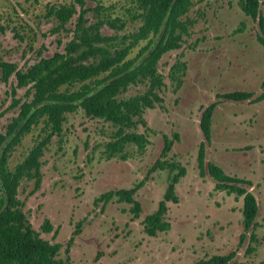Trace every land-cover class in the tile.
Masks as SVG:
<instances>
[{"label": "rangeland", "instance_id": "obj_1", "mask_svg": "<svg viewBox=\"0 0 264 264\" xmlns=\"http://www.w3.org/2000/svg\"><path fill=\"white\" fill-rule=\"evenodd\" d=\"M73 1L0 0V60L23 70L38 50L44 48L46 56L59 50L74 33L47 12ZM84 1L98 5L96 18L103 22L100 37L105 39L99 46L110 50L130 46L131 35L142 25L141 11L132 0ZM260 12L264 17V0ZM180 21L187 31L181 34L180 47L164 53L157 63L163 86L156 93L161 101L143 110V123L123 128V133L143 134V146L129 141L111 151L108 143L115 139L118 126L88 117L79 108L65 114L60 134L44 149L39 188L33 179L20 181L17 198L33 229L61 244L57 264H192L230 253L235 256L228 264H264V99L252 103L216 97L232 91L256 97L263 91L264 46L256 39L257 24L241 11L239 0H191ZM145 44L139 41L130 48L125 60L133 59ZM78 87L63 85L59 90ZM149 89V79H141L116 97L127 100ZM8 90L9 83L0 80V111L6 112L0 118L1 131L16 114V109H8ZM22 95L20 90L17 97ZM214 101L219 105L212 117L210 143L204 146L205 161L249 182L243 186L258 205L254 241L244 228L243 197L216 190L197 164L201 112ZM42 128L40 122L22 137L9 155L10 169L44 135ZM167 140L172 145L163 153ZM156 160L178 163L185 175L175 185L178 201L166 202L163 220L170 228L149 236L144 217L155 212L173 174L168 166L150 172ZM131 188L136 190L137 215L131 204L116 196L101 198ZM45 220L53 231L41 230Z\"/></svg>", "mask_w": 264, "mask_h": 264}, {"label": "trees", "instance_id": "obj_2", "mask_svg": "<svg viewBox=\"0 0 264 264\" xmlns=\"http://www.w3.org/2000/svg\"><path fill=\"white\" fill-rule=\"evenodd\" d=\"M132 1L141 11L142 25L131 35L130 46L113 50L99 46L98 44L105 39L100 37L103 22L96 18L98 5L87 6L84 0H74L67 5L52 6L47 12L59 21L62 28L69 25L68 29L74 33V37L59 50L49 56L43 55L44 48L38 50L34 60L23 70L12 62L0 60V80L4 84L9 83L8 94L11 103L8 109H16V114L7 123L4 131L0 130V148L25 120L18 132L5 145L4 150L0 151V264H57L56 256L61 244L42 238L39 232L33 229L23 212L22 202L17 198V189L23 178L33 179L35 188H39L40 158L51 138L60 134L66 113L81 108L88 117L99 118L118 126L115 139L108 143L111 151L120 150L123 144L129 141L140 146L145 143L143 134L123 133V128L131 127L135 122L143 123V110L146 107L152 108L154 102L161 101L156 93V90L163 86L157 71V63L164 53L180 47L181 34L187 33L180 17L188 10L191 0ZM240 4L247 15L258 21L261 33L258 38L264 43V17L259 11V0H241ZM72 18L74 21L70 23ZM159 35L161 37L157 41ZM139 41H146V44L133 59L125 60L130 48ZM57 44L61 46V41L58 40ZM137 62L139 64L134 67ZM172 69L179 70L176 66H172ZM102 73H106L103 79L94 80L93 85L88 83ZM141 79L150 81V89L146 94L127 100L117 99L116 96L121 90ZM75 84L79 85L77 89L59 90L63 85L72 87ZM20 90L23 91V95L17 97ZM249 95L247 92L235 91L224 96L240 100ZM262 98L264 92L256 100ZM215 105L212 103L205 107L200 117L199 125L206 143L210 139L211 117ZM34 106L37 108L30 113ZM5 113V110L0 111V118ZM40 122L43 123L44 135L40 136L22 162L10 169L8 166L10 153L20 143L22 137ZM164 142L163 153L172 145L168 140ZM197 164L201 174L207 173L214 180L216 190H224L229 194L234 193L243 197L244 228L249 231L250 240L254 241L258 205L254 195L242 186L248 182L227 175L213 163H205L204 143L199 146ZM166 166L173 174L169 177V183L156 211L144 218V230L149 236L170 228V224L163 220L167 211L166 202L178 201L175 185L185 175L184 168L179 167L178 163L160 160H156L149 171L164 169ZM176 169L178 171L174 172ZM134 192L135 188L110 191L101 198L108 200L116 196L120 201L129 202L132 204L131 210L137 215L139 204L133 199ZM41 230L51 232L54 228L45 220ZM244 236H241V240ZM234 256L235 253L213 255L192 264H228Z\"/></svg>", "mask_w": 264, "mask_h": 264}, {"label": "flooded vegetation", "instance_id": "obj_3", "mask_svg": "<svg viewBox=\"0 0 264 264\" xmlns=\"http://www.w3.org/2000/svg\"><path fill=\"white\" fill-rule=\"evenodd\" d=\"M240 1L241 0H239V6H240V8H241V11L246 15V16H249V15H247L244 11H243V9H242V7H241V4H240ZM259 3H260V0H259ZM259 11H260V5H259ZM261 13V12H260ZM250 17V16H249ZM255 22H256V24H257V27H258V32H257V34H256V39H257V41L261 44V45H263L264 46V43L263 42H261L260 40H259V35L261 34L260 33V29H259V25H258V21L257 20H254ZM262 85L264 86V80H263V82H262ZM232 92H235V91H232ZM232 92H224V93H221V94H216V97L217 98H219V99H222V100H226V101H230V102H243V101H246V100H250L252 103H256V102H258V101H261V100H263L264 98H262V99H260V100H256L263 92H264V89H263V91L258 95V96H256V97H254L253 96V94H251V93H249V92H247V93H249L250 95L248 96V97H246V98H244V99H240V100H233V99H229V98H226L224 95L225 94H228V93H232ZM242 92H246V91H242ZM212 103H215L216 105H215V107H214V109H213V113H214V110H215V108L219 105V102L218 101H214V102H212ZM212 103H210L209 105H211ZM209 105H207V106H209ZM206 106V107H207ZM203 110H204V108H203ZM203 110H202V112H203ZM202 112H201V114H202ZM213 113H212V117H213ZM201 117V116H200ZM212 117H211V124H212ZM199 122H200V120H199ZM199 128H200V125H199ZM200 132H201V129H200ZM201 135H202V132H201ZM210 139H211V126H210ZM210 139H209V142H205V139H204V137H203V135H202V140H201V142H200V144L201 143H204V146L206 147V144H208L209 145V143H210ZM200 144H199V146H200ZM204 152H205V149H204ZM205 163H208V161H205ZM210 163H212V162H210ZM153 165V164H152ZM151 165V166H152ZM216 165V164H215ZM217 166V165H216ZM219 167V166H218ZM225 173V172H224ZM205 175H208L207 173H205ZM228 175V174H227ZM209 176V175H208ZM230 176V175H229ZM210 177V176H209ZM231 177H235V176H231ZM211 178V177H210ZM236 178H238V177H236ZM239 179H242V178H239ZM211 180L214 182V180L211 178ZM243 180H245V179H243ZM246 182H248L247 180H245ZM177 184V183H176ZM215 184V183H214ZM247 184H249V182L247 183ZM247 184H243V185H247ZM242 185V186H243ZM244 187V186H243ZM245 188V187H244ZM131 189H133V188H131ZM246 190H247V188H245ZM127 190V189H126ZM135 192H136V190H135ZM135 192H134V194H135ZM252 193V192H251ZM134 194H133V199L135 200V198H134ZM136 201V200H135ZM123 202H125V201H123ZM137 202V201H136ZM126 203H129V202H126ZM159 203V202H158ZM129 204H131V203H129ZM167 205V204H166ZM131 206H132V204H131ZM158 207V206H157ZM132 208V207H131ZM156 211V210H155ZM148 215V214H147ZM145 218V217H144ZM157 234V233H156Z\"/></svg>", "mask_w": 264, "mask_h": 264}, {"label": "water", "instance_id": "obj_4", "mask_svg": "<svg viewBox=\"0 0 264 264\" xmlns=\"http://www.w3.org/2000/svg\"><path fill=\"white\" fill-rule=\"evenodd\" d=\"M160 35L157 37V41L160 39ZM154 44L151 46V49L153 48ZM150 52L147 54L149 55ZM139 64V62H137L134 67H136ZM45 103V102H44ZM37 108V106H34L31 110L30 113H32L35 109ZM25 121V120H24ZM24 121L19 125V127L13 132V134L5 141V144L0 148V151L4 150L5 145L10 141V139L18 132V130L20 129L21 125L24 123Z\"/></svg>", "mask_w": 264, "mask_h": 264}, {"label": "built area", "instance_id": "obj_5", "mask_svg": "<svg viewBox=\"0 0 264 264\" xmlns=\"http://www.w3.org/2000/svg\"><path fill=\"white\" fill-rule=\"evenodd\" d=\"M64 5V4H63Z\"/></svg>", "mask_w": 264, "mask_h": 264}]
</instances>
